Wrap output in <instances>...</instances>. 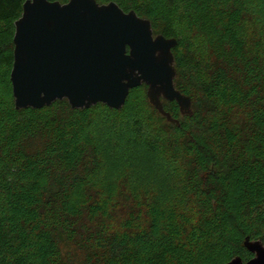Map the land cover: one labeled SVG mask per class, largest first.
<instances>
[{
  "label": "trees",
  "instance_id": "16d2710c",
  "mask_svg": "<svg viewBox=\"0 0 264 264\" xmlns=\"http://www.w3.org/2000/svg\"><path fill=\"white\" fill-rule=\"evenodd\" d=\"M25 1L0 0V264L248 261L244 240L264 244V30L244 37L247 0H96L177 40L174 83L192 115L162 101L174 122L149 103L145 85L120 110H73L66 100L16 110L9 79ZM139 90L160 123L155 134L137 114L120 118ZM99 115L117 123V173L100 147L110 143Z\"/></svg>",
  "mask_w": 264,
  "mask_h": 264
},
{
  "label": "water",
  "instance_id": "95a60500",
  "mask_svg": "<svg viewBox=\"0 0 264 264\" xmlns=\"http://www.w3.org/2000/svg\"><path fill=\"white\" fill-rule=\"evenodd\" d=\"M15 22L10 82L16 110L66 100L71 109L103 104L120 110L129 92L145 85L149 103L168 121L162 101L191 116L189 97L175 87L177 40L153 35L150 21L116 3L26 0ZM252 255L226 264H264L261 240H244Z\"/></svg>",
  "mask_w": 264,
  "mask_h": 264
},
{
  "label": "rangeland",
  "instance_id": "374dc122",
  "mask_svg": "<svg viewBox=\"0 0 264 264\" xmlns=\"http://www.w3.org/2000/svg\"><path fill=\"white\" fill-rule=\"evenodd\" d=\"M247 8L250 10L249 13L251 16L249 18L248 24L245 26V30L247 31V34L244 35L245 38L251 39L253 36L261 33L264 30V23L262 21V15L264 18V0H247ZM262 35V34H261ZM193 37V44L196 48V50H199L200 54L203 56L208 55V50L206 44H204L202 38L200 35L193 34L191 35ZM7 90L0 87V95L4 94L3 92H6ZM132 100L135 103H132L130 108H127L126 111L122 115H120V118L123 119L124 121L128 119H132L133 116H138L141 117L142 123H143V129L147 135L155 134L156 131H159L160 123L157 120V117L151 112L149 108H147V105L143 102L144 101V96H145V91L144 90H139L134 92L132 95ZM100 116V117H99ZM98 117V122L96 121V125L98 127L99 133L101 135L107 137L109 139L110 145H104L103 142L100 143V147L102 148L103 152H105L106 155V160L110 162V168L112 170H115L114 172L120 171L119 169L122 167L120 164L121 161L119 160L118 157H121L120 155L113 154L114 153V146L116 145L115 143L111 144L110 142V137L115 134L113 125L116 127L117 123L115 121V118L110 116H105V115H99ZM109 122V123H108ZM127 122V121H126ZM108 123V124H107ZM107 124L106 128L105 125ZM111 134V135H110ZM119 138V137H117ZM108 147H111L112 149H109ZM113 152V153H112ZM113 172V173H114Z\"/></svg>",
  "mask_w": 264,
  "mask_h": 264
}]
</instances>
